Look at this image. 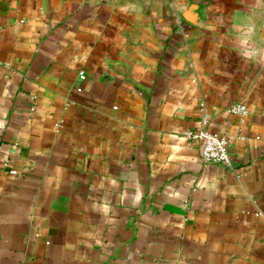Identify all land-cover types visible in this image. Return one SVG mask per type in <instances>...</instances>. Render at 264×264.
I'll list each match as a JSON object with an SVG mask.
<instances>
[{"label": "crops", "instance_id": "0c3cea01", "mask_svg": "<svg viewBox=\"0 0 264 264\" xmlns=\"http://www.w3.org/2000/svg\"><path fill=\"white\" fill-rule=\"evenodd\" d=\"M0 264H264V0H0Z\"/></svg>", "mask_w": 264, "mask_h": 264}, {"label": "built area", "instance_id": "2783aa9c", "mask_svg": "<svg viewBox=\"0 0 264 264\" xmlns=\"http://www.w3.org/2000/svg\"><path fill=\"white\" fill-rule=\"evenodd\" d=\"M84 78L82 74L79 76ZM232 115L245 116L246 110L241 105H233L229 108ZM206 119L202 117L200 126L196 130L185 131L183 137L187 143H195L200 147L201 160L205 164L225 165L230 160V149L228 140L216 133L206 129ZM9 175L16 176L17 171L9 170Z\"/></svg>", "mask_w": 264, "mask_h": 264}, {"label": "water", "instance_id": "95a60500", "mask_svg": "<svg viewBox=\"0 0 264 264\" xmlns=\"http://www.w3.org/2000/svg\"><path fill=\"white\" fill-rule=\"evenodd\" d=\"M185 19H187V21H189L191 24H196L198 21V15L194 14V15H187L185 16Z\"/></svg>", "mask_w": 264, "mask_h": 264}]
</instances>
